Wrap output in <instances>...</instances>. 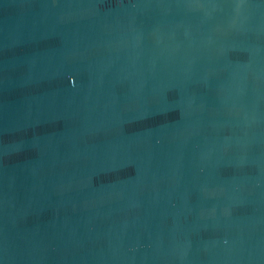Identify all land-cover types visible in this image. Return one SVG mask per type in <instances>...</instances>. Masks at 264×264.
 I'll list each match as a JSON object with an SVG mask.
<instances>
[{
  "label": "water",
  "instance_id": "95a60500",
  "mask_svg": "<svg viewBox=\"0 0 264 264\" xmlns=\"http://www.w3.org/2000/svg\"><path fill=\"white\" fill-rule=\"evenodd\" d=\"M0 264H264V0H0Z\"/></svg>",
  "mask_w": 264,
  "mask_h": 264
}]
</instances>
